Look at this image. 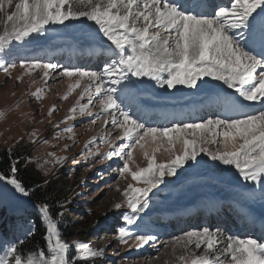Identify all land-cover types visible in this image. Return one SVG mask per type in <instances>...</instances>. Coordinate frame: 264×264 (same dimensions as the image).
<instances>
[{
  "label": "snow or ice",
  "instance_id": "1",
  "mask_svg": "<svg viewBox=\"0 0 264 264\" xmlns=\"http://www.w3.org/2000/svg\"><path fill=\"white\" fill-rule=\"evenodd\" d=\"M0 13L5 17L0 49L12 41L45 33L49 25L67 26L66 21L81 18L93 22L106 42H110L98 71L80 67L63 69V77L75 80L62 98L67 100L86 79L70 113L75 114L78 107L80 115L92 116L90 106L95 96L100 109L97 119L102 118L104 125L111 124L118 130L114 140L103 139L110 145L125 141L119 151L113 148L105 154V159L123 156L119 175H130L135 182L123 190L124 202L114 205L115 209H127L122 215L124 224L117 229L121 244L138 248L157 239L155 235L133 234L128 226L147 228L146 210L152 207V197L160 191V186H179L177 181L181 176L203 165L204 161L198 159L202 154L212 162L229 166L227 171L234 169L237 178L246 184L259 185L260 199L264 200V0H227V3L222 0H0ZM15 67V63H0L6 74ZM20 67L29 73L40 68L47 78L49 70L57 65L22 62ZM148 82L184 95L188 93L183 89L203 92L201 105L210 118L188 123L173 117L170 126L149 125L138 114L143 102L141 86ZM41 94L40 88L31 93L37 99ZM85 95L89 97L87 103L80 104ZM257 104L259 108L255 107ZM56 110L53 105L48 115ZM4 115L0 112V117ZM73 118L74 115H68L65 121ZM96 122V119L91 121ZM64 131L71 133L73 129L66 127ZM146 145L156 147L150 152ZM137 146L147 163L133 170L130 162ZM161 148L169 153L166 162H157L155 153ZM95 155H99L98 150ZM172 177L176 181L168 179ZM250 191L257 189L253 187ZM9 194L18 197L33 194L19 179L15 163L9 164L8 171H0V203ZM35 207L44 227V245L24 250L25 240L4 241L0 264H94L96 258L104 255V248L63 237L59 222L65 215V205L60 206L55 216L47 197ZM250 215L252 225L259 221L264 237V217ZM18 227L26 236L37 231L32 221H28L27 228ZM173 245L185 252L179 257L182 264H264V238L251 235L241 238L218 227L188 230L175 237ZM193 245L202 254L191 252Z\"/></svg>",
  "mask_w": 264,
  "mask_h": 264
},
{
  "label": "rangeland",
  "instance_id": "2",
  "mask_svg": "<svg viewBox=\"0 0 264 264\" xmlns=\"http://www.w3.org/2000/svg\"><path fill=\"white\" fill-rule=\"evenodd\" d=\"M4 21L5 17L0 13V32L4 29ZM66 25H49L45 33L32 34L22 41H12L5 49H0V63L16 64V67L11 68L7 74L0 68V112L5 114L0 117V150L8 151L12 159L3 166L2 171L9 169L10 163L17 164L20 171L26 166H31L43 179L42 182L28 186L33 190V196L38 188H45L50 182L61 187L60 190L53 192V196L47 198V202L51 205L54 216L60 206L65 205V215L59 222L65 239H77L90 243L94 248H104V255L96 258L94 264H182L179 257L185 255V252L178 245L174 246L173 241L175 237L183 235L188 230L201 228V223L196 224L188 218L190 223L189 225L187 223L188 226L183 230V223L188 222L185 221L186 214L183 210L187 209L186 212H191L194 207L189 204L197 200L196 197L186 200L185 194L197 184H202L200 191L204 189L202 192L204 195L209 198L214 195V202L225 199L230 202H240L253 214L264 217V200L260 199L259 185H253L252 182L246 184L242 178H237L238 174L234 169L227 171L229 166L212 162L209 157L202 154L198 159L204 161L203 165L189 169L177 181L179 186H160V191L152 197V207L146 210L144 222L148 224L147 228L141 226L138 229L136 226H128L133 234L155 235L157 239L138 248L121 244L117 239V229L124 224L122 215L127 209L123 207L115 209L114 205L124 202L123 190L129 183L135 182L131 180L130 175L123 177L119 175L123 156L105 159V154L111 152L113 148L119 151V146L125 141H116L114 145H110L103 139L106 137L107 140H114L118 130H115L111 124L104 125L102 118L97 119L100 109L96 106L95 96L93 105L90 106L93 111L92 116L80 115L78 107L75 114L70 113L69 110L76 105L86 79L67 100L62 98L67 93L68 85L75 80V78L63 77L61 75L63 69L80 67L98 71L103 66L107 44L110 42H106L93 22L84 18L78 21H66ZM65 45L67 47L57 54L52 52L57 46ZM92 45L100 47L102 53L101 57L96 58L94 67L87 68L85 64L90 65L89 61L95 58L93 51L88 52ZM22 62L52 63L57 65V68L49 70V76L45 78L40 68L33 69L30 73L22 69L20 67ZM21 77L22 79H18ZM216 83L219 82L213 81V84ZM37 88L42 89L40 99L31 95ZM183 92L188 94L161 89L154 82H148L141 86L143 102L139 105L138 114L144 121L147 120L145 108L148 104H154L151 109L164 114L162 116L164 118L167 114L163 108L172 114L178 111V108L182 110L186 106L189 109L192 104L201 102L203 92L188 89H183ZM88 98L85 95L84 99L80 100V104L87 103ZM53 105L57 110L49 116L48 112ZM129 110L133 111L131 108ZM190 111L197 114L194 110ZM68 115H74V118L65 121ZM162 117L154 118L153 123L150 120L146 122L151 126H160L154 122L162 120ZM93 119L97 121L95 124L91 123ZM200 121L201 119L191 121L187 116L184 122ZM66 127H71L73 131L65 132ZM109 133L111 135H108ZM93 137L96 139L92 140ZM154 147L156 145H146V149L150 152ZM97 150L99 155H95ZM176 150H179V145ZM155 155L157 162H166L169 158V153L164 148ZM58 159L59 163H57ZM146 163L142 150L137 146L130 167L136 170L137 167H145ZM185 176L188 178L185 179ZM168 179L176 181L175 177ZM253 187L257 189L256 192L250 191ZM117 188L120 191H117ZM9 201L17 204L10 195L0 203V254L3 251L4 241L17 239L29 241L31 236H26L18 225L27 228L28 221L34 222L32 220L34 217L40 221L35 205L44 200L38 198L33 200V203L27 200L28 206L18 203L20 211L15 214H11L12 208L5 206ZM206 209V206L203 207L197 215H202ZM174 210L179 212H176L171 219L166 214ZM173 218L178 220L174 221ZM242 224L244 225V222ZM234 229L239 228L236 226ZM220 230L223 231L221 228ZM247 234L253 237V232L250 230ZM247 236L239 235L241 238ZM128 243H132V237H129ZM30 245L23 249L34 248ZM190 251L197 255L202 254V250H196L194 245L190 247Z\"/></svg>",
  "mask_w": 264,
  "mask_h": 264
},
{
  "label": "bare ground",
  "instance_id": "3",
  "mask_svg": "<svg viewBox=\"0 0 264 264\" xmlns=\"http://www.w3.org/2000/svg\"><path fill=\"white\" fill-rule=\"evenodd\" d=\"M67 46L65 45V46H57L56 48H54V50L52 51L53 53H56L57 54V52H59V51H61V49H64V48H66ZM38 51V50H37ZM87 51V50H86ZM91 52V51H93L94 53H92L93 55H95V58L94 59H96V58H99V57H101L100 55H101V53L102 52H100V51H102V49L100 48V47H96V45H92L91 46V48H89L88 49V52ZM29 53H31V52H29ZM91 55V54H90ZM94 63L95 62H93V65H94ZM230 91V90H229ZM146 105L148 104V103H145ZM154 105V104H153ZM153 105L152 104H148V106L145 108V113H149V109H151L152 107H153ZM156 105V104H155ZM158 105V104H157ZM172 106H174L175 107V105H172ZM256 108H259L260 107V105L259 104H257L256 106H255ZM202 105H201V102H198V103H196L195 104V106L194 105H192L189 109H185V110H183L182 111V115L181 116H184L185 114H187L190 110H192V109H200V110H202ZM170 109V108H169ZM142 110H144V109H142ZM176 110V109H175ZM253 109H248V111H252ZM163 111H165V113L167 112L166 111V108H163ZM152 112H157V110H154V111H152ZM157 113H160V112H157ZM155 114L154 113V115H151L150 116V118H149V116L147 117L146 116V119L147 120H145V121H148V120H150V122L151 123H153V120H154V118H160V116L158 115V114ZM161 115H164V114H161ZM174 117V116H173ZM163 118V117H162ZM163 122L164 123H166V119L165 120H163ZM154 124H158V122H157V120L154 122ZM167 124V123H166ZM202 184H197L193 189H191L189 192H187L186 194H185V199L187 200V199H191V198H194V197H196L197 198V200L195 201V202H192V203H190L189 205H191L192 204V208H193V210L191 211V212H194V211H196V210H198V209H202L203 207H205V206H208L209 205V203H212V202H214V195L212 194L211 196H212V198H209V196H207V195H204L202 192L204 191V189H203V191L201 192L200 191V188L202 187L201 186ZM200 192V193H199ZM219 201H224L225 203H227L229 200H227V199H225V200H219ZM163 205V204H162ZM234 205H237L242 211H243V215H244V225L242 226V228H244L245 226H249L250 224H248V222L251 220V215L250 214H253L252 213V211H250L249 210V208H246V207H244V205L243 204H241L240 202H236L235 201V204ZM183 211H185V214H188V213H191L190 211H188V212H186L187 211V209H185V210H183ZM176 212H179V210L178 211H170L169 213H167L166 215H169V217H173V215L176 213ZM256 217H261L260 215H257V214H254ZM175 216V215H174ZM181 217V216H180ZM263 217V216H262ZM188 218H190V220H191V218L192 217H190V215H188L187 216V219ZM178 219V218H177ZM183 221V220H182ZM188 221V220H187ZM257 222H258V220H257ZM256 222V223H257ZM183 222H181V224H182ZM188 223V225H189V221L188 222H186V223H183V225H185L186 227L188 226V225H186ZM259 226H260V224H259ZM261 227V226H260ZM214 228H216V227H213V229ZM223 232H225L226 234H231V235H233V236H239L237 233H235L234 231H232V229H229V228H226L225 230H223Z\"/></svg>",
  "mask_w": 264,
  "mask_h": 264
},
{
  "label": "trees",
  "instance_id": "4",
  "mask_svg": "<svg viewBox=\"0 0 264 264\" xmlns=\"http://www.w3.org/2000/svg\"><path fill=\"white\" fill-rule=\"evenodd\" d=\"M10 155H8V151H5V150H0V171H2L3 169V166L6 165L7 162H10L12 159L11 157H9ZM9 169H5L4 171H8ZM21 173V174H20ZM21 175V179L23 183H25L27 186H30L32 184H34L35 182H42V178L40 176V174H38L31 166H26L24 168H22V171H20L19 169V176ZM60 186L58 187L56 184H51V182L48 184L47 187L45 188H38L35 193H34V196L31 195L30 197H18V196H12L11 194H9L12 199L14 201H16V205L11 203L10 201L7 202L5 204V206L7 207H10L12 208V212L11 214H15V213H18L20 210H18V203L20 205H23V204H27V200L29 202H32L33 203V200H38V198L40 200H44V197H47L49 198V196H51L53 194V192L57 191V190H60ZM53 196V195H52ZM28 206V204H27ZM34 221V223L36 224L37 226V231L34 235H32L29 239V241L25 242V244L23 245L25 247L29 246L30 244L28 243H31L30 247L31 246H35V245H41L43 246L44 245V241L42 239L43 237V234H44V227L43 225L41 224L40 221H38V218L34 217L32 219ZM29 247V248H30ZM33 249V247H32Z\"/></svg>",
  "mask_w": 264,
  "mask_h": 264
}]
</instances>
